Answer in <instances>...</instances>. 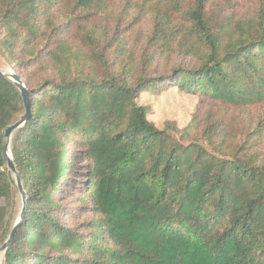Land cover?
Here are the masks:
<instances>
[{"label": "trees", "instance_id": "1", "mask_svg": "<svg viewBox=\"0 0 264 264\" xmlns=\"http://www.w3.org/2000/svg\"><path fill=\"white\" fill-rule=\"evenodd\" d=\"M0 59L30 96L4 264H264V0H0ZM170 88L185 127L139 103ZM23 112L0 77V246Z\"/></svg>", "mask_w": 264, "mask_h": 264}, {"label": "rangeland", "instance_id": "2", "mask_svg": "<svg viewBox=\"0 0 264 264\" xmlns=\"http://www.w3.org/2000/svg\"><path fill=\"white\" fill-rule=\"evenodd\" d=\"M0 70L13 72L0 59ZM139 103L147 109V118L157 127L167 121H174L179 128L185 127L190 122L194 115L197 104L196 97L188 95L176 88H170L161 91L160 93H143L139 98ZM76 171L74 178H80L78 175L81 159L74 160ZM4 204V202H1ZM21 199L18 193L15 194L12 204V224L19 221ZM0 264H4L3 257L0 256Z\"/></svg>", "mask_w": 264, "mask_h": 264}, {"label": "water", "instance_id": "3", "mask_svg": "<svg viewBox=\"0 0 264 264\" xmlns=\"http://www.w3.org/2000/svg\"><path fill=\"white\" fill-rule=\"evenodd\" d=\"M0 77L6 79L10 83L13 84V86L19 91L21 98H22V104L24 112L21 115V117L14 122L12 125L8 126L4 131V145L2 149L3 157L6 161V169L9 172L14 185L16 187V190L20 196L21 199V206H20V213H19V221L14 223L12 225V228L9 232L8 237L4 241V243L0 246V256L4 257V254L8 248V246L13 241L16 231L18 227L20 226L21 218L24 214V208L26 206V193L23 189L20 176L16 170L13 157H12V150H11V140L14 132H16L18 129L22 128L25 123L28 121L30 117V96L29 92L23 83V81L19 78L17 74L10 71H2L0 70Z\"/></svg>", "mask_w": 264, "mask_h": 264}]
</instances>
